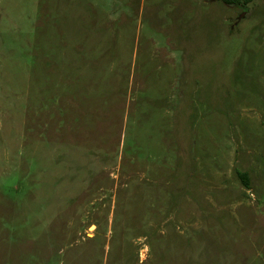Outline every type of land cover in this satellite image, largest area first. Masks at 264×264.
<instances>
[{"label": "rangeland", "instance_id": "374dc122", "mask_svg": "<svg viewBox=\"0 0 264 264\" xmlns=\"http://www.w3.org/2000/svg\"><path fill=\"white\" fill-rule=\"evenodd\" d=\"M0 264H264V0H0Z\"/></svg>", "mask_w": 264, "mask_h": 264}, {"label": "trees", "instance_id": "16d2710c", "mask_svg": "<svg viewBox=\"0 0 264 264\" xmlns=\"http://www.w3.org/2000/svg\"><path fill=\"white\" fill-rule=\"evenodd\" d=\"M217 1H220L228 5H241L243 8H245L246 4L252 0H217ZM236 174L243 183H246L247 175L244 171L236 170Z\"/></svg>", "mask_w": 264, "mask_h": 264}, {"label": "water", "instance_id": "95a60500", "mask_svg": "<svg viewBox=\"0 0 264 264\" xmlns=\"http://www.w3.org/2000/svg\"><path fill=\"white\" fill-rule=\"evenodd\" d=\"M243 14V13H242ZM242 14L239 16V17H241L242 16Z\"/></svg>", "mask_w": 264, "mask_h": 264}, {"label": "flooded vegetation", "instance_id": "af4514ba", "mask_svg": "<svg viewBox=\"0 0 264 264\" xmlns=\"http://www.w3.org/2000/svg\"><path fill=\"white\" fill-rule=\"evenodd\" d=\"M234 23H236V21ZM231 27H232V25H231Z\"/></svg>", "mask_w": 264, "mask_h": 264}]
</instances>
